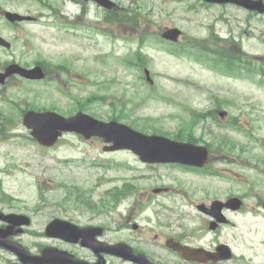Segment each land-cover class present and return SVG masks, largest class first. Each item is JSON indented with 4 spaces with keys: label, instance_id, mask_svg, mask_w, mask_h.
Instances as JSON below:
<instances>
[{
    "label": "rangeland",
    "instance_id": "1",
    "mask_svg": "<svg viewBox=\"0 0 264 264\" xmlns=\"http://www.w3.org/2000/svg\"><path fill=\"white\" fill-rule=\"evenodd\" d=\"M48 1L56 4L68 21L79 22L80 26L67 27L64 18L54 17L37 0H0V6L5 9L44 14L38 22L24 23L21 29H15L0 17V34L12 42L10 49L0 47V68L12 60L31 65L45 60L51 70L56 67L60 70L59 66L64 65L69 68L59 78L52 72V77L58 78L55 80L27 81L15 77L0 85V113L8 118L4 120L8 126L0 130V209L32 216V224L17 237L18 241L32 252L55 244L85 260H97L90 248L70 246L45 235L46 225L54 218H61L78 225L105 227L102 241L126 242L167 261L171 258L151 245L150 239L157 232L173 231L176 216L174 212L164 211L159 217L155 208L167 205L173 209L180 197L175 188L177 180L187 184L220 181L217 177L181 170L176 165L144 164L130 150L105 152L102 139L87 140L73 133L66 134L52 148L42 147L31 140L29 130L22 123L19 108L28 105L56 107L63 114L74 111L77 98L96 96L85 106V112L103 121L108 120L107 116L117 105L118 110L124 109L126 113L119 117L121 122L145 133L157 129L172 136L185 122L184 131L192 132L201 144H226L213 163L216 169L252 179L258 190H264V173L243 165V159L264 157L262 148L258 147L264 144V84L260 81L264 76L238 69L242 64L248 66L247 63L238 61L234 65L235 73L243 74H229L211 67L210 60L197 59L204 58L205 53L213 56L198 44L206 42L209 47H228L233 54L254 57L251 61L254 71L264 69V15H253L234 5H210L203 0H113L122 14L138 19L137 25L115 24L106 19L109 10L94 1L80 0L82 5L72 0ZM84 7L87 13L82 12ZM174 27L183 31L177 45L162 38L165 30ZM109 29L114 36L104 33ZM142 32L145 41L142 60H146L151 71L153 85L143 81V68L136 62ZM175 48L190 52L172 54L170 51ZM220 61L221 67L228 65L226 59L220 57ZM207 110L216 111L225 124L210 118L196 124L195 118L191 119L192 114ZM220 110L228 112L223 119ZM230 120L238 121L245 130L228 126ZM229 146L235 149L229 150ZM107 162L124 166L107 168L103 165ZM130 176L144 177L135 181L132 196L120 199L118 205L111 207L108 201L103 206L109 207L106 209L116 206L108 211L93 212L79 205L69 193L72 188L87 190L93 196L92 201L100 205L106 189L123 186ZM110 178L113 180L106 181ZM160 185L169 187L168 193L148 201L145 195ZM135 195L138 203L150 204L143 213L131 214L140 225L139 231L128 227V209ZM104 257L108 264H132L114 255L104 254ZM0 264L22 263L15 254L0 247Z\"/></svg>",
    "mask_w": 264,
    "mask_h": 264
},
{
    "label": "flooded vegetation",
    "instance_id": "2",
    "mask_svg": "<svg viewBox=\"0 0 264 264\" xmlns=\"http://www.w3.org/2000/svg\"><path fill=\"white\" fill-rule=\"evenodd\" d=\"M224 147L214 146L212 160L219 157L217 152H222ZM258 157L254 156L249 163L264 166V158ZM166 194L153 192L151 196L147 194L146 199L149 201ZM177 194L180 197L173 210L176 228L171 232H157L156 244H151L174 256V262L160 260L139 248L155 264H264V190H258L252 179L222 176L218 182L208 180L189 184L178 180ZM149 208L148 202L144 205L132 200L128 209L129 219H132L131 214L143 213ZM154 211L162 217L164 211L172 210L160 205ZM169 238H174L179 244L178 250L166 247ZM185 247L189 248V254L185 253Z\"/></svg>",
    "mask_w": 264,
    "mask_h": 264
},
{
    "label": "water",
    "instance_id": "3",
    "mask_svg": "<svg viewBox=\"0 0 264 264\" xmlns=\"http://www.w3.org/2000/svg\"><path fill=\"white\" fill-rule=\"evenodd\" d=\"M99 3L112 7L113 2L110 0H97ZM212 3H235L249 10H256L264 13V0H205ZM12 20L22 19L17 14H8ZM178 28L168 29L163 33V37L177 41L181 35ZM0 43L10 46L9 43L0 37ZM14 73H19L30 79L44 78L45 73L40 66L33 69L22 68L18 64H12L7 68L6 73H0V82H4L6 78ZM148 79L150 78L149 70H146ZM224 116L225 112H221ZM24 124L32 128V135L35 136L40 143L50 146L57 142L63 131H77L84 134L87 138L98 135L104 137L106 142H113L112 146L106 149L117 150L128 148L140 155L141 159L149 162H183L188 164L204 165L208 157V150L202 146H196L190 143H180L161 136H147L134 131L130 127L118 123L102 122L82 112L73 117H63L55 112H36L28 111L23 118ZM0 218L10 222L11 226L7 229L0 228V246H4L15 252L24 263L28 264H84L66 252H58L53 248H46L43 254L32 255L26 251L20 244L7 239L12 233L14 226L28 225L30 219L25 215L10 214L4 215L0 212ZM79 232H77V230ZM47 233L52 236H60L67 240L77 241L79 234L83 236L82 243L93 248L98 254L102 249L107 252L123 256L126 259H134L140 264H153L146 256L139 255L136 258L132 255V251L124 244L103 248L101 244H95L94 237L85 230L79 229L77 226L60 219L54 220L48 227ZM97 264H104L100 260Z\"/></svg>",
    "mask_w": 264,
    "mask_h": 264
},
{
    "label": "trees",
    "instance_id": "4",
    "mask_svg": "<svg viewBox=\"0 0 264 264\" xmlns=\"http://www.w3.org/2000/svg\"><path fill=\"white\" fill-rule=\"evenodd\" d=\"M115 14V16L116 17H118V21L119 22H122V21H128L127 20V17L125 18V16H119V14L118 13H114ZM128 19H131L130 17L128 18ZM109 21H113V20H116L115 19V17L114 16H111L109 19H108ZM198 44H201V46H202V48L203 49H205V50H209V51H214V52H216L217 54H220V56L222 57V58H225V59H227V60H231L232 58H234V59H236V57H238V58H240L241 59V57H239V56H237V55H235V54H228V53H226V51H225V49L224 48H220V47H218V48H215V47H209L208 45H207V43L206 42H201V43H198ZM116 115V114H115ZM115 115L113 116V118H117V117H115ZM195 122H197V119L195 118ZM177 137H180V136H177ZM193 135L192 134H190L188 137H187V139H189V140H191V139H193ZM192 141V140H191ZM82 195V194H81ZM83 196V195H82ZM117 199V198H116ZM80 201H84L85 200V198L84 199H82L81 197H80V199H79ZM92 206H94V205H92ZM91 206V207H92ZM90 207V208H91ZM94 209V208H93ZM96 209V208H95Z\"/></svg>",
    "mask_w": 264,
    "mask_h": 264
}]
</instances>
